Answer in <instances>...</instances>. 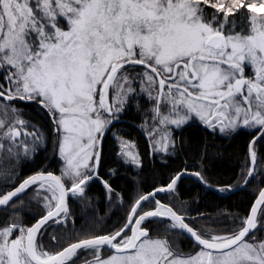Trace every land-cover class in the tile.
<instances>
[{"label": "snow or ice", "instance_id": "snow-or-ice-1", "mask_svg": "<svg viewBox=\"0 0 264 264\" xmlns=\"http://www.w3.org/2000/svg\"><path fill=\"white\" fill-rule=\"evenodd\" d=\"M137 84L151 102V124L141 127L153 153L167 154L173 126L195 119L214 132L250 130L246 184L264 141V0H0V174L13 184L0 191V208L22 206L32 188L45 209L31 226L17 212L0 223V264H74L81 250L91 256L84 264H264V189L231 229L205 231L156 198L182 174L140 196L112 232L54 252L38 243L49 222H66L70 195L84 196L93 180L113 192L98 172L103 140ZM17 101L50 117L60 175L13 181L20 158L44 142ZM116 140L120 159L140 167L136 145ZM156 221L162 232L147 226ZM171 235L186 236L194 250L184 253Z\"/></svg>", "mask_w": 264, "mask_h": 264}, {"label": "trees", "instance_id": "trees-1", "mask_svg": "<svg viewBox=\"0 0 264 264\" xmlns=\"http://www.w3.org/2000/svg\"><path fill=\"white\" fill-rule=\"evenodd\" d=\"M14 103L20 106L23 118L41 130L45 137V147L37 150L19 168V174L12 178L13 181L18 184L41 171L57 172L56 142L47 112L36 104L19 101ZM150 107L147 95L136 93L121 113L122 122L112 127L104 137L99 176L111 185L113 192L107 193L100 180L90 182L82 197L83 201L70 202L73 214L65 224L54 227L44 239L42 237L38 241L46 250L58 251L78 239L114 231L122 225L130 206L140 196L166 185L173 176L181 173H199V182L194 175L182 176L173 192L158 194L156 198L166 204L171 203L194 228L224 232L233 227L236 218L248 213L259 191L264 188V141L257 144L254 175L242 190L230 192L244 182L242 178L246 176L250 163L248 145L253 139L251 131L240 129L229 136H221L192 122L177 130L173 129L174 146L168 154L153 153L150 149L151 142L141 127L146 119L151 124V114L148 111ZM117 136L136 145L135 149L141 159L140 167L126 164L120 159L117 154ZM12 186V183H0V191H7ZM216 189L220 191L217 192ZM33 195V189L29 188L22 194V206L17 202L15 208H0V223L7 221L13 212L20 214L19 219L25 225L35 223L44 214V208L33 199ZM81 204L85 205V210L78 207ZM92 205L96 208L94 213ZM152 206L147 203L144 205L145 208ZM147 226L163 231L161 221L149 222ZM53 235L56 236V242L52 241ZM260 235L264 236V232ZM169 238L184 253L194 250L193 243L186 236L171 235Z\"/></svg>", "mask_w": 264, "mask_h": 264}, {"label": "flooded vegetation", "instance_id": "flooded-vegetation-1", "mask_svg": "<svg viewBox=\"0 0 264 264\" xmlns=\"http://www.w3.org/2000/svg\"><path fill=\"white\" fill-rule=\"evenodd\" d=\"M86 192H87V191H86ZM82 197H83V196H82ZM82 197H79V196H78V197H71V195L69 196V198H68V200H67L68 207H69V215H68V217H71V215L73 214V212H71V210H70V202H72V201H75L76 203L81 202V201H83ZM80 199H82V200H80ZM84 206H85L84 204H81V205H79L78 207H80V208L83 207V209L85 210L86 207H84ZM91 208H92L93 213H94L95 210H96V208H95L93 205L91 206ZM68 217L66 218V220L68 219ZM75 219H76V217H75ZM64 224H65V223H62V224H60V225H64ZM57 226H59V225H56V224H53L52 222H49V224L46 225L45 228H43V229L41 230V233L38 234L37 241H39L40 238H42V237H43V239H44V236H46L48 233H50L51 230H52L54 227H57ZM67 246H68V245H67ZM67 246H66V247H67ZM85 258L90 259L91 256H90V254H89L88 252H85V251L81 250V251L79 252V254L74 258V264H84V260H85ZM70 264H71V262H70Z\"/></svg>", "mask_w": 264, "mask_h": 264}, {"label": "rangeland", "instance_id": "rangeland-1", "mask_svg": "<svg viewBox=\"0 0 264 264\" xmlns=\"http://www.w3.org/2000/svg\"><path fill=\"white\" fill-rule=\"evenodd\" d=\"M136 88H137V93H138V92H139V84L136 85ZM192 122L199 123V124H201L202 126H204V125H203L198 119H195V120H191V121H189V123H192ZM189 123H188V124H189ZM206 128H207V127H206ZM173 129H175L174 126H173ZM208 129L211 130L210 128H208ZM175 130H177V129H175ZM211 131H212V130H211ZM215 132H216L217 134L221 135V136H229V135L233 134L232 132H229V133H221L218 129H217V131H215ZM44 147H45V137H44V142L42 143V145H41L40 147L37 148V150L43 149ZM171 148H172V147L169 148L167 154L170 152ZM37 150L35 151V153L37 152ZM135 151H136V149H135ZM35 153H34V154H35ZM159 153H161L162 155H165V153H163V152H159ZM55 155H56V159H57V166H56V170H57V172H55L54 174H56V175H60V169H61V167H62V163H63V162L60 160V158H59V156H58V154H57L56 148H55ZM31 157H32V156H31ZM31 157L25 159V158L22 156V157L20 158V161H19L18 165H17L16 168H15V171H16L17 174H19V168H20L21 166H23L28 160H30ZM14 177H15V176H14ZM0 183H6L2 174H0ZM44 211H45V209H44Z\"/></svg>", "mask_w": 264, "mask_h": 264}, {"label": "water", "instance_id": "water-1", "mask_svg": "<svg viewBox=\"0 0 264 264\" xmlns=\"http://www.w3.org/2000/svg\"><path fill=\"white\" fill-rule=\"evenodd\" d=\"M121 122H122V121L119 120L118 122H116V124H120ZM116 124H115V125H116ZM107 134H108V133H107ZM107 134H106V135H107ZM106 135H105V136H106ZM98 172H99V169H98ZM45 173H50V172H45ZM53 174H54V173H53ZM181 174H182L181 177H182V176H187V175H188V176L192 175V174H190V173H181ZM55 175H56V174H55ZM194 176H195L196 181L199 182V177L196 176V175H194ZM250 179H251V178H249L248 182L250 181ZM248 182H247V183H248ZM247 183L245 184V182H243L242 185H241L240 187H238L237 189H231L230 192H238V191L242 190V189L247 185ZM101 184H102V183H101ZM102 185H103V184H102ZM263 189H264V188H263ZM216 191L218 192V191H220V189H216ZM158 194H163V193H157L156 195H158ZM188 239H189V238H188ZM189 240H190V239H189ZM190 241H191V240H190ZM191 242H192V241H191ZM192 243H193V242H192Z\"/></svg>", "mask_w": 264, "mask_h": 264}]
</instances>
